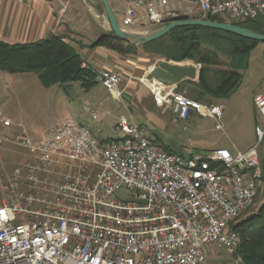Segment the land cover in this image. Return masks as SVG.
I'll use <instances>...</instances> for the list:
<instances>
[{"label": "built area", "instance_id": "2783aa9c", "mask_svg": "<svg viewBox=\"0 0 264 264\" xmlns=\"http://www.w3.org/2000/svg\"><path fill=\"white\" fill-rule=\"evenodd\" d=\"M124 1L119 26L138 35L181 18L264 22V0ZM97 73L122 103V73ZM141 83L158 108L183 121L192 113L209 117L221 128L222 105H203L178 85L146 76ZM255 106L263 125L255 126L254 145L236 154L166 152L124 115L114 127L115 139H97L73 119L52 127L39 142L20 131L13 142L32 160L0 185V264H207L213 249H225L233 264H244L232 226L254 207L264 183V95ZM2 123L11 126L10 120ZM122 189L126 199L117 197Z\"/></svg>", "mask_w": 264, "mask_h": 264}, {"label": "rangeland", "instance_id": "374dc122", "mask_svg": "<svg viewBox=\"0 0 264 264\" xmlns=\"http://www.w3.org/2000/svg\"><path fill=\"white\" fill-rule=\"evenodd\" d=\"M177 1L170 0L169 3ZM119 4L124 9V1L120 0ZM85 6L89 14L90 8L93 11L95 9L100 10L101 13L104 12L99 0H88ZM115 15L120 22L122 13L118 11ZM100 16V27L108 34L111 33L105 13ZM156 31L157 28L149 26L143 30L145 32L143 35H150ZM124 57H128L136 66L134 74L130 76L138 78L131 80L132 87L129 88L128 93H124L122 103H117L102 85L87 93L79 92V85L76 84V89L72 87L64 93L59 86L44 87L36 74H9L0 71L1 117H9L12 120L11 130L19 132L26 130L25 132L33 133L37 140H42L52 127L67 119H73L88 127L95 138L105 140L118 137L114 133V127L124 115L132 117L157 147H160V142H163L173 151L184 155L207 153L218 149H228L236 154L244 152L250 143L256 142L255 126L263 125L254 98L261 90L264 91L261 85L264 78V43H259L254 50L238 59L237 63L241 65L246 62L247 67L241 71L243 80L240 87L230 98L210 101L211 99L207 97L199 102L191 97L193 96L191 86L178 88V91L190 100L206 106L212 103L222 105L220 129L216 127V121L211 118L192 113L188 120L183 121L166 107L158 108L147 100L141 104L144 98L140 96V100H137V95H142L141 93L144 92L146 97H151L150 91L143 86L141 79L149 74L153 67L167 60L148 54L143 49H139L137 55ZM223 60L228 65L227 68L233 62L229 58H223ZM174 63L193 64L191 61ZM94 116H96L95 119ZM11 135L13 138L16 134ZM6 137V135L0 136V154L4 156V160L8 161L3 171L13 174L23 167L19 159L26 157L27 151L15 145L14 138L6 141ZM262 149L263 147L261 158L263 157ZM127 195L128 192L124 189L117 192V197L120 199H126ZM262 203L263 198L260 195L254 207L240 220L256 213ZM207 264H233V261L227 257L225 249H213Z\"/></svg>", "mask_w": 264, "mask_h": 264}, {"label": "trees", "instance_id": "16d2710c", "mask_svg": "<svg viewBox=\"0 0 264 264\" xmlns=\"http://www.w3.org/2000/svg\"><path fill=\"white\" fill-rule=\"evenodd\" d=\"M231 24L264 34V22L260 20ZM258 44L259 42L217 30L181 27L141 47L122 41L113 32L99 37L89 47H104L120 56L137 55L139 49H143L146 53L167 61H191L199 64L201 69L198 89L203 96L213 101L228 99L237 91L243 80L241 71L247 67L246 62L240 65L237 61ZM223 58L233 60L230 67H226L228 65ZM84 63L75 48L62 37L56 36L29 44L0 41V71L9 74H36L46 88L79 83L83 91L92 90L100 84L98 73L92 67H84ZM163 149L173 153L168 147L163 146ZM262 154L264 172V144ZM260 195L263 203L258 211L232 226V230L240 237L237 254L244 264H264V183Z\"/></svg>", "mask_w": 264, "mask_h": 264}, {"label": "crops", "instance_id": "0c3cea01", "mask_svg": "<svg viewBox=\"0 0 264 264\" xmlns=\"http://www.w3.org/2000/svg\"><path fill=\"white\" fill-rule=\"evenodd\" d=\"M119 1L120 0H109L110 6L115 14L120 11L124 16L126 9L125 1L123 0L125 4L124 9L120 6ZM87 2L88 0H0V41L8 44H29L56 36L62 37L65 39L66 43H69L75 48L84 62L94 68L97 72L102 70L120 71L123 76L121 89L123 93H128L129 88L132 87L131 80H137L138 78L130 76L134 74L136 66L129 60L128 57L120 56L104 47H97L94 49L89 47L95 40L108 34V32H106L99 25L100 15L104 14L105 11L101 13L100 10L94 9L93 11L90 8L89 14L85 6ZM198 76L199 73L195 80H184L178 85V88L191 86L192 88L190 89L193 91V96L191 97L199 102H202L207 97L203 96L198 89ZM76 84L79 85V92L83 91L79 83H73L67 85L66 87H59L61 91L65 93L72 87L76 89ZM261 85L263 86L262 82ZM98 86H101V84ZM98 86L88 92L93 91ZM146 89L148 88L146 87ZM141 94L142 95L139 94L136 96L137 100H140V96L144 98L141 101V104L147 100L156 106L152 94L151 97H146L144 92ZM261 95H264V91L262 90L259 94H257V96H255L254 100L256 97ZM4 119L10 120L11 126H3L2 121ZM0 124V136L6 135L11 137V134H17L19 132L11 130L10 128L13 126L12 120L9 117H1V114ZM26 134L33 142L41 141L37 140L33 133L26 132ZM13 138L11 137L10 141ZM14 144L19 146L16 143ZM253 144L254 143H250L245 150L251 148ZM159 146L162 148L165 146L171 149V147L165 145L163 142H160ZM25 150L27 151V156L25 154L26 157L19 159V162H22V164L26 161L32 160V156L29 151L27 149ZM171 151L175 154H181L173 151L172 149ZM7 162V160H4V156L0 154V185L3 183L2 181L6 175L9 174L8 172L3 171Z\"/></svg>", "mask_w": 264, "mask_h": 264}, {"label": "water", "instance_id": "95a60500", "mask_svg": "<svg viewBox=\"0 0 264 264\" xmlns=\"http://www.w3.org/2000/svg\"><path fill=\"white\" fill-rule=\"evenodd\" d=\"M99 2L104 8L105 15L109 22L111 31L114 33V35L124 42L131 43L140 47L152 43L169 34L171 31L181 27L207 28L234 34L247 40L264 43V34L256 33L250 29L239 27L235 24L212 20L180 19L178 21L166 25L165 27L161 28L160 30H157L156 32L150 35L145 36L132 34L120 28L117 17L110 6L109 0H99ZM198 73L199 72L195 66L181 65L172 61H167L161 62L158 64V66L152 68L149 74H147L146 79L149 81L157 80L167 85H179L187 79L195 80L197 78Z\"/></svg>", "mask_w": 264, "mask_h": 264}]
</instances>
